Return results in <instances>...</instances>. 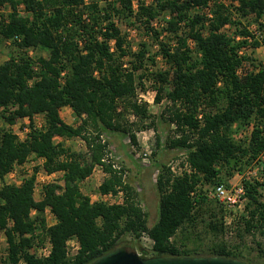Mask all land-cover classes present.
<instances>
[{
	"label": "trees",
	"instance_id": "trees-1",
	"mask_svg": "<svg viewBox=\"0 0 264 264\" xmlns=\"http://www.w3.org/2000/svg\"><path fill=\"white\" fill-rule=\"evenodd\" d=\"M211 1L154 0L147 5L140 0L135 12L133 0H0L1 6L7 3L11 8L0 20V40L21 39L13 43L18 47L16 53L0 63L1 114L10 124L39 113L47 120L45 128L33 129L25 140L10 130L0 131V179L31 155L45 158L48 173L64 172L63 184L46 185L40 200L34 197L35 174L18 185L0 187V229L8 242L7 257L1 264H19L21 259L25 264H87L119 247L126 233L137 239L147 233L154 240L152 254L144 247L142 256L218 255L260 264L223 239L204 253L198 247L181 249L173 240L185 225L196 227L204 205L210 204L212 198L202 189L204 183L220 182L224 167L238 169L264 151V68L238 73L247 58L239 55V49L260 45L242 19L253 14L260 20L264 0H215L210 5ZM210 6L212 16L206 12ZM165 11L170 18L163 31L173 43L159 40V31L151 27ZM134 14L144 17L147 28L157 36L168 64V69L151 71L155 100L160 103L165 92L170 102L168 122L176 127L168 146L184 150L190 168L176 174L165 163H155L160 205L158 220L152 225L136 199L138 192L125 180L124 169L107 159L109 142L102 138L104 133L120 131L138 144L137 134L127 125L128 116H151L148 105L138 101L137 79L143 85L142 79L148 76L136 74L144 66L145 51L137 53V60L127 66V40L114 19L115 15ZM228 24L235 27L234 35L225 31ZM190 41L196 43L195 49ZM24 48L45 50L48 56L31 57ZM64 106L81 119L79 125L63 119ZM236 122L238 127L253 124L249 143L235 139ZM91 127L96 134L88 133ZM149 127L142 125L138 130ZM56 137H80L87 151L66 147ZM97 165L106 173L99 191L122 189L124 203L96 201L82 191L81 182ZM145 177L149 179L150 173ZM245 184L248 217L236 233L243 228L264 232V200L259 189L264 181ZM47 208L55 215L54 224L47 223ZM220 211L219 218L211 215L209 227L214 234L226 236L229 231L222 206ZM43 234L52 247L48 256L40 258L29 249L39 238L43 240ZM74 236L80 250L71 259L66 242Z\"/></svg>",
	"mask_w": 264,
	"mask_h": 264
},
{
	"label": "rangeland",
	"instance_id": "rangeland-1",
	"mask_svg": "<svg viewBox=\"0 0 264 264\" xmlns=\"http://www.w3.org/2000/svg\"><path fill=\"white\" fill-rule=\"evenodd\" d=\"M142 1L148 5L153 3L154 0ZM135 2L139 4L140 0H135ZM119 8L120 6L118 9ZM136 8L138 10V6ZM2 9L3 10L0 11L2 16L7 15L11 10L9 4H7L6 7H2ZM21 9H23V7ZM134 10L135 12L137 11L135 8ZM206 12L208 15L210 14L212 16L213 7L210 6V8L206 9ZM169 18V11H165L152 22L151 27L159 31V40L173 43V39H170L167 33L163 31V28L167 26L166 21ZM114 19L127 40L126 45L129 54L124 60L127 66L130 65L129 61L135 62L137 60V53L145 51L143 57L144 66L137 70L136 74L139 76L141 73L145 72L148 76L142 79V82L144 83L143 85H140L139 79H137V87L139 95H142V103L148 105V112L151 116L146 119H141L133 114L128 116L129 120L127 125L129 128H132L130 132H135L137 134L138 144H134L129 135L120 131L104 133L102 138L109 142L107 159L111 160L118 169H124V178L131 183L138 192L136 199L139 205H141V207L147 212L149 225H152L158 220L160 205V193L156 186V179L159 171L154 167L155 163H165L171 168V171L176 174L181 173L183 170H190V168L186 162L185 151L168 146L167 140L169 137L175 136L176 127L170 125L168 122L170 112L167 107L170 105V102L165 96V92L162 94V100L160 103H157L155 100L156 87L151 78V71L155 72L157 70L168 69V64L165 62V59L161 54L157 36L150 30L151 28H147L144 17L141 19L135 14L132 16L115 15ZM261 19L257 20L255 15L251 14L248 17L243 18L242 22L249 30L253 25L258 26L259 24V26H262L263 28H261L264 29V16ZM234 29L235 27L230 24L225 27V31L231 35H234ZM189 45L193 49L196 47V43H193L192 41H190ZM242 48L245 49V54L243 56H246L247 58L244 60V64L239 68L240 74H244L246 71H254L260 66H264V47L261 42L258 47L248 46ZM17 49L18 47L13 44L8 45L5 41L0 40V63L8 60L10 56L16 53ZM194 53L198 55L196 50H194ZM39 55L48 56V52L40 49L35 50L34 56ZM61 111V116L65 121H69L73 125L80 124L81 119L77 117L74 112L71 114L70 110L67 112L65 109H62ZM142 125H149L150 127L143 128L142 131H139L138 129L139 127H142ZM251 129H253V124L238 127V123L236 122L233 128V135L238 142L245 141L244 143H249V131ZM88 133L96 134V131L91 127L89 128ZM158 138L160 139L159 145ZM56 142H61L66 147L78 152L87 151L86 143L80 137H57ZM146 151H152L150 163L148 165L142 163L141 157L138 156V153L143 155L142 153ZM38 160V157L31 155L27 160V167H15V176L8 178V180H16L14 183H18L23 179L36 174V172L41 169ZM36 168H38V170H36ZM237 168L238 169L230 168L228 166L224 167L220 175V180L229 184L235 183L240 179H243L244 181H254L256 179L263 182L264 151L258 159L253 160L250 163H243L241 167L239 166ZM148 173H150L149 179L145 177ZM104 176H106V173H104L102 166L97 165V168L93 172V176L90 177V179H85L81 182L82 191L91 196L92 199H98L100 197L99 182ZM54 179L57 183H62L61 175L58 174ZM217 182H206L202 185V189L206 192ZM140 183H142V185ZM259 189L262 194V199L264 200V185H261ZM209 202V205H204L201 216L196 223V227L185 225L183 228L179 229L173 237V240L180 246V248L194 249L195 247H198L197 250L204 253L209 247L221 242L223 239L229 245L239 246L240 250L254 259V262L264 264V232L261 229L247 232L243 228L239 234L236 232L233 234H227L226 236L214 234L209 227V222L211 220V215H216L217 218L220 217L221 204L215 198L210 199ZM45 215L49 216V213ZM46 239V234H43V240ZM145 244L146 243H144L141 238L137 239L130 233H126L120 239V246H127L130 250H135L139 254H142ZM146 250L149 255L152 254L151 249L147 248ZM7 253V236L4 230L0 229V257H6Z\"/></svg>",
	"mask_w": 264,
	"mask_h": 264
},
{
	"label": "built area",
	"instance_id": "built-area-1",
	"mask_svg": "<svg viewBox=\"0 0 264 264\" xmlns=\"http://www.w3.org/2000/svg\"><path fill=\"white\" fill-rule=\"evenodd\" d=\"M215 0H212L210 2V5ZM223 2H229V0H223ZM140 4V3H139ZM138 3L133 0V7L137 10V6H139ZM7 3L5 5H0L2 11V7H6ZM23 6L21 5L20 8ZM210 15V14H209ZM211 16V15H210ZM2 18V15L0 13V20ZM262 20V19H261ZM264 22V20H263ZM260 25V24H259ZM255 26L253 25L250 28V31L254 35L255 38L260 40L261 44L264 47V29H262V26ZM262 27V28H261ZM239 38V37H238ZM21 41L19 36H15L14 38H6L4 41L8 45H12L14 41ZM248 40L251 42L253 41L252 37H248ZM195 43L194 41H192ZM114 41L111 42L112 49L114 50ZM24 51L28 53L29 56L33 57L35 50L33 48H24ZM244 48H240L238 53L240 56H243L245 53ZM244 64V62H243ZM242 64V65H243ZM264 68V66H260L258 69ZM256 69L255 71H257ZM238 73L240 74V69L238 70ZM63 75L65 72L62 73ZM142 95L138 94V101L142 103ZM27 120L18 122L15 125H12L10 130L13 133H16L20 140H25L29 137L31 131L33 129H43L47 126V120L45 118V115L42 113L35 114L33 118L26 117ZM252 130V129H251ZM251 130L249 131V135L251 134ZM2 140V133L0 132V143ZM138 153V156L141 157L142 163L145 165H148L150 163V156L152 154V151H146L144 153ZM16 165L15 167H17ZM15 167L9 172L10 174H15ZM159 171V170H158ZM189 171V170H188ZM159 173V172H158ZM158 175V174H157ZM56 176L53 175V173H48L45 169H41L35 174V182H34V190L38 187H45L49 183L56 182L55 178ZM157 180V179H156ZM4 183H9V180L3 181V179H0V187L3 186ZM206 195L209 198H215L219 201V203L222 206L223 213H224V222L225 225L228 228L229 233L233 234L236 232V229L239 225H243L245 223L246 218L248 217V212L246 210V203H247V187L245 184V181L243 179H240L239 181L235 183H226V182H217L213 185L212 188H210L208 191H206ZM94 200V199H93ZM96 201L105 202L108 204H122L125 201V192L124 190L120 189L117 192H108V193H100V197L96 199ZM55 218V215L52 213V211L49 208V216L51 218ZM47 217V216H46ZM51 219L49 221L47 220L48 225H51ZM41 231H37V235L40 234ZM141 239L144 241L145 248L152 249L154 245V240L147 234L143 233L141 236ZM51 242L50 238L47 237L46 240H36V242L33 244V246L29 249L30 253L32 255H35L36 257H46L51 252ZM66 249H67V256L71 259H73L80 250V242L77 237H71L66 242ZM7 257V256H6ZM6 257H0V264L1 262H4L6 260ZM19 264H25V260L21 259Z\"/></svg>",
	"mask_w": 264,
	"mask_h": 264
},
{
	"label": "water",
	"instance_id": "water-1",
	"mask_svg": "<svg viewBox=\"0 0 264 264\" xmlns=\"http://www.w3.org/2000/svg\"><path fill=\"white\" fill-rule=\"evenodd\" d=\"M87 264H250L236 258H227L218 255H187V256H142L127 246L114 248L94 261Z\"/></svg>",
	"mask_w": 264,
	"mask_h": 264
},
{
	"label": "crops",
	"instance_id": "crops-1",
	"mask_svg": "<svg viewBox=\"0 0 264 264\" xmlns=\"http://www.w3.org/2000/svg\"><path fill=\"white\" fill-rule=\"evenodd\" d=\"M62 109H65L67 112L70 110V112H71V114H73L72 112H73V110H72V108L71 107H69V106H64ZM61 109V110H62ZM1 111H2V108L0 107V131L1 130H7V129H10L11 128V126L12 125H15V124H17L18 122H22V121H25V120H27V118L26 117H23V118H18L16 121H15V123L14 124H10L9 122H7L6 120H5V118L2 116V114H1ZM62 112V111H61ZM61 115H62V113H61ZM64 119V118H63ZM67 123H69V124H71V122H69V121H66ZM57 138V137H56ZM56 140V139H55ZM39 158V160H38V164L40 165V167H41V169H45L44 168V166H43V164H44V161H45V158H42V157H38ZM16 166V165H15ZM27 167V161L25 162V163H23V164H19L18 165V168H26ZM97 168V166L95 167V169ZM40 169V170H41ZM94 169V170H95ZM63 171H57V172H54L53 173V175L54 176H58V174L59 175H61L62 177H63ZM105 173V172H104ZM13 176H15V174H10V173H8L5 177H4V179H3V181L5 182L6 180L8 181V178H12ZM93 176V173L88 177V178H86L87 180L88 179H90V177H92ZM106 176H104V178H105ZM104 178L99 182V186H100V184L102 183V181L104 180ZM16 180H12L11 179V181H9L10 183H13V184H20L22 181H20V182H18V183H14ZM61 184H63V179H62V183ZM44 193H45V187H38L37 189H35L34 190V197H35V199H37V200H40V199H42L43 198V196H44ZM101 193V192H100ZM47 213H49V208H47L46 209V212H45V214H47ZM49 219H50V217H46V220H48L49 221ZM51 224H54L55 222H56V218H53L52 216H51Z\"/></svg>",
	"mask_w": 264,
	"mask_h": 264
}]
</instances>
